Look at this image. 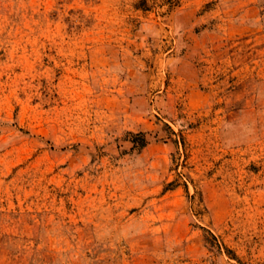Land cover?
<instances>
[{"label": "rangeland", "instance_id": "1", "mask_svg": "<svg viewBox=\"0 0 264 264\" xmlns=\"http://www.w3.org/2000/svg\"><path fill=\"white\" fill-rule=\"evenodd\" d=\"M0 264H264V0H0Z\"/></svg>", "mask_w": 264, "mask_h": 264}, {"label": "trees", "instance_id": "2", "mask_svg": "<svg viewBox=\"0 0 264 264\" xmlns=\"http://www.w3.org/2000/svg\"><path fill=\"white\" fill-rule=\"evenodd\" d=\"M140 136H141V135H140ZM145 142H146V141H145V139H144V138H142V139H141V143H142V145H144V144H145Z\"/></svg>", "mask_w": 264, "mask_h": 264}]
</instances>
